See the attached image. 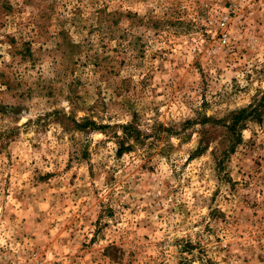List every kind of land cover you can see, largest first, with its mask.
<instances>
[{
	"label": "rangeland",
	"instance_id": "rangeland-1",
	"mask_svg": "<svg viewBox=\"0 0 264 264\" xmlns=\"http://www.w3.org/2000/svg\"><path fill=\"white\" fill-rule=\"evenodd\" d=\"M0 264H264V0H0Z\"/></svg>",
	"mask_w": 264,
	"mask_h": 264
},
{
	"label": "trees",
	"instance_id": "trees-1",
	"mask_svg": "<svg viewBox=\"0 0 264 264\" xmlns=\"http://www.w3.org/2000/svg\"><path fill=\"white\" fill-rule=\"evenodd\" d=\"M252 111L256 112L258 110V108L255 106L252 107ZM237 124L232 125V127L234 128ZM123 136L119 137L118 136V143H119V147L117 149L118 153H122L124 150H130L133 148V144H131L129 142V138L133 137L135 140V143L140 141L139 139V134L138 132L136 133L135 129L133 128L132 125H124L123 126Z\"/></svg>",
	"mask_w": 264,
	"mask_h": 264
}]
</instances>
